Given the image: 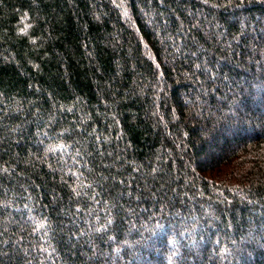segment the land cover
Wrapping results in <instances>:
<instances>
[{"label": "trees", "instance_id": "trees-1", "mask_svg": "<svg viewBox=\"0 0 264 264\" xmlns=\"http://www.w3.org/2000/svg\"><path fill=\"white\" fill-rule=\"evenodd\" d=\"M0 264H264V0H0Z\"/></svg>", "mask_w": 264, "mask_h": 264}]
</instances>
